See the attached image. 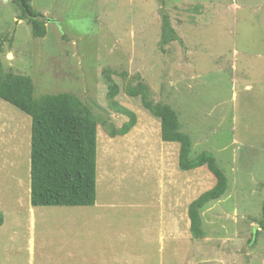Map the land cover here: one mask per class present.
Instances as JSON below:
<instances>
[{
	"label": "rangeland",
	"instance_id": "rangeland-1",
	"mask_svg": "<svg viewBox=\"0 0 264 264\" xmlns=\"http://www.w3.org/2000/svg\"><path fill=\"white\" fill-rule=\"evenodd\" d=\"M161 2L31 0L46 29L43 37H34L28 21L18 20L12 0H0V59L5 69L32 79L35 97L73 92L115 127L127 119L125 109L135 112L138 124L115 136V146L101 124L96 134L98 200H106L105 217L126 219L113 227L127 231L125 241L131 248L146 249L155 261L161 255L162 264H264V230L252 236L264 200V0ZM161 6L179 38L163 47ZM135 73L148 85L154 101L169 104L178 113L180 130L191 137L192 154L209 151L227 177L225 193L200 210L203 238L191 237L183 208L191 196L215 182L205 166L197 171L178 169L172 184L166 179V187H178L183 221L179 232L169 212H163L164 222L158 221V150L165 142L160 139L159 119L122 89L126 82L134 83L130 76ZM107 75L119 86L112 99L107 96ZM0 110L11 115V125L17 127L12 138L17 137V165L26 178L30 118L1 98ZM15 112L29 121L25 129ZM150 120L157 127L149 129ZM101 142L110 150L101 149L97 155ZM173 143L176 153L178 143ZM203 172L211 175L208 184L201 180ZM8 243L0 241V250H11ZM19 243L17 249L25 250L26 242ZM5 259L0 257V264Z\"/></svg>",
	"mask_w": 264,
	"mask_h": 264
},
{
	"label": "trees",
	"instance_id": "trees-1",
	"mask_svg": "<svg viewBox=\"0 0 264 264\" xmlns=\"http://www.w3.org/2000/svg\"><path fill=\"white\" fill-rule=\"evenodd\" d=\"M161 2V0H157ZM18 10L17 18L26 19L34 37L46 34L42 13L31 4V0H12ZM162 4V2H161ZM161 16L159 42L163 47L179 40L169 15L159 8ZM3 39H0V52ZM122 76L125 73H121ZM110 81L107 96L112 99L119 86ZM134 83L126 82L122 89L129 97L139 98L140 105L159 119L162 141L178 143V168L188 171L205 166L215 177V183L189 202L187 215L189 232L194 239L204 237L200 210L212 200L220 198L227 189V177L216 163L212 153L201 150L192 154V140L188 133L180 130L178 113L161 101L150 97L148 85L137 73L130 76ZM32 79L23 74L5 69L0 59V98L31 118L30 127V203L32 206H90L95 201L96 185V134L101 124L107 135L114 137L127 133L137 121L134 111L125 109L127 119L118 127L106 123L93 113L91 107L73 92L64 91L34 96ZM257 228L252 236L264 230V200L261 213L255 219ZM3 215L0 212V225Z\"/></svg>",
	"mask_w": 264,
	"mask_h": 264
},
{
	"label": "crops",
	"instance_id": "crops-1",
	"mask_svg": "<svg viewBox=\"0 0 264 264\" xmlns=\"http://www.w3.org/2000/svg\"><path fill=\"white\" fill-rule=\"evenodd\" d=\"M0 112V127L3 129H0V212L3 215V222L0 225V241L11 242L8 243L11 250H0V257L4 256L6 258L3 261L5 264H162L161 255L157 262L151 259L155 258L153 253L147 254L146 249L131 248V244L125 241L129 239L127 231L113 227L122 221H126V219L117 220L116 218L105 217L106 213L102 210L104 206L102 204L106 200L104 199L102 202L98 200L96 189L94 204L90 206H32L29 194V165L26 169V178L25 175H21L17 165V163H20V161L17 162L18 149L14 145V143H17V137L12 138V131L14 130L16 133L17 127L16 125H11V115H4L1 110ZM15 115L20 117L16 112ZM19 121L21 122V128L25 129L27 118L21 116ZM5 123L6 125H4ZM7 124H9L8 127ZM136 124H138V119ZM148 125V128L151 129L154 125L157 127V122L150 120ZM140 129L143 128L141 127ZM145 132L148 133L150 131L146 129ZM27 137H29V141H26L29 164L30 135ZM114 137L109 138L113 145L114 142L112 140ZM13 139L15 140L13 141ZM164 142L165 144H160L157 163L161 193L158 203V207H160L158 221L159 223L164 222L163 212H169L172 216L171 222L176 225L177 234L179 232L178 224L183 222L180 220L178 211L180 210L178 205V187L177 185L176 187L173 185L166 187L165 183L166 179H168L167 184H172L173 178L175 179L178 174V148L176 153H174V143L170 141ZM109 149L110 147L107 146V152ZM113 160L115 163H120L118 158H113ZM174 165L177 166L175 171ZM201 167L188 171H197ZM99 171L101 170L98 165ZM117 172V169H113L112 173ZM105 173L107 174V172ZM97 179L98 182H101L99 177ZM201 180L204 181V184H208L211 180V175L203 172ZM18 187L20 190L23 188L22 195H20L21 191ZM170 193L172 194L169 197ZM194 196H191L186 201L183 208V217L186 218L188 223L187 206L194 199ZM24 198L27 203H22ZM4 199L7 200L5 201L6 204ZM36 237L38 240V251H35ZM20 240L26 242L25 250L17 249L21 248ZM12 242L17 243V248H13L14 244ZM22 246L24 247V244Z\"/></svg>",
	"mask_w": 264,
	"mask_h": 264
},
{
	"label": "bare ground",
	"instance_id": "bare-ground-1",
	"mask_svg": "<svg viewBox=\"0 0 264 264\" xmlns=\"http://www.w3.org/2000/svg\"><path fill=\"white\" fill-rule=\"evenodd\" d=\"M144 114V113H143ZM13 116H14V114H13ZM158 124V123H157ZM4 125H6V123L4 124ZM9 126V124H7V127ZM5 127V126H4ZM0 129H2V127H0ZM12 129H13V126H12ZM3 130V129H2ZM1 132V131H0ZM12 133L14 134L15 132H14V130L12 131ZM135 137V136H134ZM129 139V138H128ZM116 144V143H115ZM115 144L113 145V146H115ZM128 144V143H127ZM14 145H15V147H17V143H14ZM98 145H99V143H98ZM130 146H131V144H129ZM107 146H109V145H103V143L101 142L100 143V145H99V150H98V153L100 152V154L102 153V151H101V149H105V151H106V149H107ZM111 146V145H110ZM118 147V146H117ZM134 147V146H133ZM138 147V146H137ZM151 147H153V146H151ZM131 149H129V150H132V151H134L133 149H132V147H130ZM143 148V147H142ZM17 149V148H16ZM110 150V149H109ZM128 150V151H129ZM128 151H127V153H128ZM140 151H142L141 150V148H140ZM135 152H137V149L135 150ZM146 152V151H145ZM107 153V152H106ZM126 153V152H125ZM139 153V152H138ZM15 154H17V153H15ZM129 154V153H128ZM130 155V154H129ZM128 155V156H129ZM132 155V154H131ZM145 155V154H144ZM4 156V155H3ZM103 156V155H102ZM123 156H126V154H124ZM131 157V156H130ZM134 157V156H133ZM7 158H8V156H7ZM98 159H99V157H98ZM97 159V160H98ZM119 159V158H118ZM124 159H125V157H124ZM111 160H113V159H111ZM110 161V160H109ZM135 161H137V159L135 160L134 159V162L132 161V163H135ZM19 162V161H18ZM99 162V161H98ZM120 162V161H119ZM118 163V162H117ZM121 163V162H120ZM132 163H131V165H132ZM119 164V163H118ZM107 165V164H106ZM117 166V165H116ZM122 167H123V165H122ZM121 168V167H120ZM204 184V183H203ZM18 185V184H17ZM19 188V187H18ZM19 190H20V188H19ZM20 191H22V190H20ZM5 201H7V200H5L4 199V202ZM20 202H22V200H20ZM24 202H26L27 203V201L25 200V198L23 199V202L22 203H24ZM25 203V204H26ZM5 204H6V202H5ZM187 237V236H186ZM167 238V237H166ZM182 248V247H181ZM178 249V248H177Z\"/></svg>",
	"mask_w": 264,
	"mask_h": 264
}]
</instances>
